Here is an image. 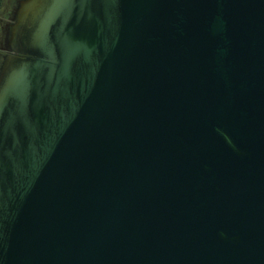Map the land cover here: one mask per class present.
Masks as SVG:
<instances>
[{
  "label": "water",
  "instance_id": "95a60500",
  "mask_svg": "<svg viewBox=\"0 0 264 264\" xmlns=\"http://www.w3.org/2000/svg\"><path fill=\"white\" fill-rule=\"evenodd\" d=\"M0 264H264V0H12Z\"/></svg>",
  "mask_w": 264,
  "mask_h": 264
},
{
  "label": "rangeland",
  "instance_id": "374dc122",
  "mask_svg": "<svg viewBox=\"0 0 264 264\" xmlns=\"http://www.w3.org/2000/svg\"><path fill=\"white\" fill-rule=\"evenodd\" d=\"M12 0H2L0 4V61L4 53H10L7 51L3 45L4 35H5V26L7 22L13 23L10 18L12 17V9L13 7Z\"/></svg>",
  "mask_w": 264,
  "mask_h": 264
},
{
  "label": "trees",
  "instance_id": "16d2710c",
  "mask_svg": "<svg viewBox=\"0 0 264 264\" xmlns=\"http://www.w3.org/2000/svg\"><path fill=\"white\" fill-rule=\"evenodd\" d=\"M1 1H2V0H0V4H1Z\"/></svg>",
  "mask_w": 264,
  "mask_h": 264
}]
</instances>
